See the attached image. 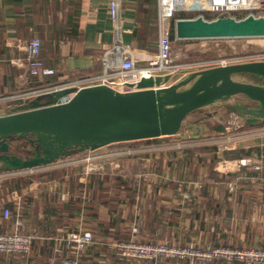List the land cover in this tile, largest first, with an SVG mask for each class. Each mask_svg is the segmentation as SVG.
Instances as JSON below:
<instances>
[{
    "label": "crops",
    "instance_id": "0c3cea01",
    "mask_svg": "<svg viewBox=\"0 0 264 264\" xmlns=\"http://www.w3.org/2000/svg\"><path fill=\"white\" fill-rule=\"evenodd\" d=\"M122 3L121 14L125 44L137 53L153 54L158 52L160 36L158 0H123ZM147 10L151 11L149 16L146 14ZM112 29V21L108 15V0H0V97L45 86L41 81H37V79L35 81L24 65L25 47L32 39L38 38L41 41V58L44 65L53 68L60 81L75 82L85 76L98 75L103 71L102 57L114 42L115 35ZM139 65L143 66L142 63ZM178 78L180 77L172 76L171 83H176L175 80ZM124 86V84L118 83L117 88L126 91L128 85L125 88ZM26 104L28 103L0 102V115L11 114L16 108ZM203 114L201 118L193 119L190 116L186 119L184 128L188 124V131L192 138L200 140L211 134L221 136L226 133V131L217 132L215 130L219 126L210 123L212 119L208 116L209 112ZM221 127L225 130L224 125ZM182 132L168 140H177ZM238 138L241 142L250 141L252 146L246 147L240 144L238 148L227 149V151L217 148V152H211L209 149L215 146L205 148L213 158L215 155L221 156V161L216 162L220 166L224 162H234L238 159L262 160L264 163L263 126L239 133ZM197 149L200 151L186 155L187 150ZM240 149L249 151L250 155L238 157V159L231 156L225 157L226 153ZM258 149L262 150L260 155L257 154ZM204 150L201 148H187L170 152L163 150L145 155L146 159H152V162L157 159L159 165L163 164L164 167L162 169L158 166L140 172L144 175L142 181L135 180L134 176L132 178L136 204L132 212L133 220L127 222V225L133 230L132 236L136 235L135 227L142 223L139 214L144 212V206L150 201L155 189L158 194L160 192L162 194L160 204L171 206L180 216L178 225L173 227L180 230V227L183 226L184 229L187 228L186 232L188 233L191 228L196 229L197 231L193 232L196 235L200 234V228H203V225L208 221L206 214H203L204 208H200L202 202L205 201V191L210 198L219 199L223 206L229 204L228 207L231 208V211L228 210L226 219H232L234 215L232 206H230L233 204V196L240 203L243 202L241 194L259 191V185L262 184L258 180H263L255 175L257 171L252 172L248 168L241 167L237 173L224 172L220 170L222 168L220 166V168L218 166V168H212L209 163L211 159L208 156L206 158L209 159L205 161V165H202L203 162L199 161L198 155L200 154L198 153ZM175 152L178 153L175 154ZM160 157H162L161 162ZM216 163L215 165H217ZM1 173L3 174V172ZM19 173L21 171L10 173L7 176L9 179L4 181L7 182L1 183L0 234L12 232L28 234L33 238V249L31 247L32 253L30 251L21 259L0 255V264H44L54 258L57 252L60 255L63 254L61 256L64 258L72 257L74 256L72 246L65 244L60 248L57 238H66L67 234L73 230H90L95 236L94 243L88 246L81 255V264H152L120 256L111 246L116 240L111 236L96 233L91 219L83 212H77L71 223H67L66 219V222H59L58 216L64 214L63 216L66 217V208L69 206L68 202L74 191L70 175L62 174L61 178H54L50 181L44 175L46 178L42 176L39 179L31 180L30 184L25 186L20 178L11 177ZM252 174L255 177H251ZM94 177V175L88 176L86 183H81L78 180L82 197L84 191L95 187L97 179ZM56 180L61 181L57 182ZM7 183L10 185L7 186ZM232 187H236V189H232ZM258 191L255 193V197L258 195ZM240 198L241 201H239ZM253 202L257 204L255 198ZM127 208L128 206L125 205L120 209V212L118 210V214L121 213L120 217H128ZM3 209L11 211L9 218L4 217ZM229 212L231 213L228 214ZM209 213L214 217H209V221L213 224L218 217L214 215V209ZM115 216L114 221L116 222ZM161 217L163 219L161 234H165L171 229L168 226V212L161 214ZM141 218L143 221L144 217ZM211 226L212 229L213 225ZM136 236L134 237L137 238ZM185 237L190 238V235ZM164 238L166 237L164 236ZM42 250L44 252H41ZM168 261V259H161L156 264H180L168 263ZM212 264L238 263L219 261Z\"/></svg>",
    "mask_w": 264,
    "mask_h": 264
},
{
    "label": "water",
    "instance_id": "95a60500",
    "mask_svg": "<svg viewBox=\"0 0 264 264\" xmlns=\"http://www.w3.org/2000/svg\"><path fill=\"white\" fill-rule=\"evenodd\" d=\"M174 30L180 41L264 39V18L183 19ZM127 88L70 87L0 115V173L51 166L85 150L170 138L193 113L237 98L240 103L226 107L230 112L249 127L264 124V61L190 72L177 83L169 75L143 78ZM13 141H27L34 155L10 154Z\"/></svg>",
    "mask_w": 264,
    "mask_h": 264
},
{
    "label": "built area",
    "instance_id": "2783aa9c",
    "mask_svg": "<svg viewBox=\"0 0 264 264\" xmlns=\"http://www.w3.org/2000/svg\"><path fill=\"white\" fill-rule=\"evenodd\" d=\"M123 0H108V15L112 21L114 32V42L107 52L102 57L101 64L103 71L94 76H85L75 82L60 81V83L46 84L39 88L30 91H18L13 95L7 97H0V102H24L30 103L35 97L55 92L67 90L70 87L83 88L86 86H95L106 83L115 90L118 83L134 84L141 79H149L156 76H177L184 75L185 72L200 71L204 67H211L200 64H179L174 57L173 42L169 36L170 22L178 13L186 12L191 14L189 17L183 18L188 20H195L203 18L208 21H214L218 18H235L245 19L251 16L255 18H264V0H158V25L160 30L158 47L159 50L153 54L137 53L132 50L124 42L123 18L121 8ZM183 19H175L177 21ZM176 37V35H175ZM254 39V38H253ZM218 40H205L218 42ZM250 40V39H247ZM180 41L175 38V42ZM234 41V40H232ZM26 57L24 65L28 68L31 77H36L39 81H44L46 78L56 74L53 68H48L44 65L41 58V41L38 38L32 39L25 47ZM264 61V55H253L245 60V62ZM142 63L143 66L139 64ZM231 63L222 61L215 67L230 65ZM203 66V67H202ZM201 68V69H199ZM208 69V68H205ZM183 77V76H182ZM124 86V88H125ZM128 89V88H127ZM125 89V90H127ZM68 97L62 102H67ZM238 125V121H235ZM126 144V143H119ZM119 145H112L104 147L97 151L85 150L79 153L81 156H86L82 160H76L73 163L83 164L87 168V176L89 173H97L100 171L99 166L103 162L116 164L120 158L130 157L136 155L131 150L125 149L121 146L115 151H109L110 148ZM124 149V150H121ZM95 164L96 167L89 168L90 165ZM224 164H236L239 168L245 167L254 172H259L264 169L262 160L253 161L252 159H238L234 162H224ZM238 168V169H239ZM38 168L29 170L35 173ZM118 171V168L115 169ZM10 173L3 172V175ZM93 175V174H91ZM144 175L140 174L137 180L142 181ZM85 199V196H84ZM84 213V212H83ZM11 211L4 210V217L9 218ZM94 234L88 230H73L67 234L66 238H57L60 248L65 244L72 246V258H61L60 256L48 260L45 264H81L80 258L88 246L94 243ZM33 238L28 234L18 232L0 234V254H7L21 257L30 253ZM114 251L122 257L136 260L138 262H147L156 264L158 260L168 258H178L179 260H196L204 263L221 260L222 262H235L238 264H264V249H234L229 247L217 248L207 246L206 248H185L179 245H170L168 243H142L134 240L130 241H116L112 245ZM59 249V248H58Z\"/></svg>",
    "mask_w": 264,
    "mask_h": 264
},
{
    "label": "rangeland",
    "instance_id": "374dc122",
    "mask_svg": "<svg viewBox=\"0 0 264 264\" xmlns=\"http://www.w3.org/2000/svg\"><path fill=\"white\" fill-rule=\"evenodd\" d=\"M173 47L174 57L176 61L182 65L200 64L203 66L208 65L215 67L216 65L222 63V61H226L231 63L230 65H234L235 63H248L245 62V60L253 55H264V39L260 38H252L250 40L235 39L234 41L222 40L218 42L205 40H184L173 42ZM205 68L211 67H204L203 69ZM187 74L185 72L184 75H177V77L180 78H178V80H175L176 83L179 80L183 79ZM240 102V99L237 98L230 101L229 103H220L218 105L206 108L203 111L195 112L191 115V118L196 119L198 117H203L204 112H209V114L212 115L211 117H209L212 119V122L210 123H213V125L215 124L219 127L221 125L225 126L226 133L221 134V136L211 134L210 136H206L204 138H201L200 140H196V138H192L191 133H189L187 124L186 127L182 130L183 132L181 136L177 137V140L174 141L160 138L155 139L157 141H153V144L143 145L142 141H136V143H126L121 144L117 147L114 146L110 148L109 151H115L114 149L125 146L123 148L131 150L132 152L136 153V155L132 156L131 160L120 158V160H118L116 163L118 167H115V163L110 164L109 162H103L102 164L97 166L98 168H100V171H97V173H89V175L91 176V174H93L94 176H96L95 178L97 180L99 179V181H101L103 177H108L110 178V181L121 178L127 181L130 179V181L133 182V176L134 179L137 180L138 175L141 174L140 172L154 169L158 166L159 168L163 169V164L159 165V163L156 161H153V164L152 159H146L143 157L145 155H148L149 153H158L163 150H167V152H170L172 150L179 151L187 148H201L203 150L205 149L206 151L204 150L198 153L201 155H198V158H204L207 156L211 158L212 156L209 154L210 152L205 147L215 146L219 150L222 149L223 151H227V149L238 148L240 144L246 147L252 146L250 141L241 142V140L238 138L239 133H242L241 127L239 126L244 124V120L241 119L237 113L230 112V110L226 108L229 105H237ZM235 121H238L239 124L236 125ZM236 137L238 139H235ZM31 149H33V147L30 146L27 141H13L10 143L9 150L10 154H13L15 156L31 157L34 155L31 152ZM85 157L86 156L75 154L67 158H61L51 166L41 167L35 173H32L30 171H21V173H19L18 175L11 177H14V179L20 178L23 182V185L26 186L27 183H29V181L31 180L33 181L35 179H39L45 174L48 177L49 174L57 171L60 173L58 178H61L62 174H65L67 176L72 174L73 177L79 180L81 183H86V179L88 178L86 172L90 171H87V168L83 167V164L73 163L74 161L82 160ZM217 166L219 167L220 165H213L212 168ZM67 167H70L69 172L66 171L68 170ZM91 167L96 166L95 164H93L89 166V168ZM220 167L219 168L221 171L223 170L224 172L228 173H237L239 165L237 166L236 164L222 163ZM116 168H118V171H115ZM263 171L264 169L260 170L259 172ZM6 179H9L7 178V175L4 176L2 173H0V185ZM56 181L60 182L61 180ZM79 184L80 183L78 182L77 185ZM72 186V189L75 188L74 184H72ZM232 189H236V187H232ZM256 192L252 191L241 194L243 200L245 199V201L240 203H238V199L233 196V204L230 205L232 206L234 214L232 219H226V217H228L227 212L229 210V207L221 206L220 213H218V210L215 211L214 215L218 218L215 219L217 221L213 222L212 224V222L209 221V217L214 218L213 215H211L208 210L205 211L202 208L203 214H206V217H208V221H206L205 227L200 228L201 230L199 235L193 233L196 229L191 228L190 233H188L186 232L187 228L184 229V227L181 226L180 230L176 229V227H172L171 229H169L168 233L164 234L166 238H164V236H156L154 240L157 241L156 243H168L170 245L174 244L185 248L195 247L203 249L207 246H211L217 248L229 247L234 249H264V207L259 208L258 206H256V202H253ZM174 217L175 222H177L180 216L178 215V213H176L174 214ZM226 220L229 221L226 222ZM211 225H213L212 229ZM247 234L253 235V238L252 236H250L251 238L249 240ZM187 235H190V238L185 237ZM134 236L136 235L134 234ZM256 237L258 238L256 239ZM137 238L134 237L130 240H134L138 243L141 242L138 241L139 238ZM168 260L171 261H168V263L175 262L180 264H212V262L204 263L192 259L179 260L176 257L168 258ZM219 261L222 262L221 260H215L213 261V263H217Z\"/></svg>",
    "mask_w": 264,
    "mask_h": 264
},
{
    "label": "trees",
    "instance_id": "16d2710c",
    "mask_svg": "<svg viewBox=\"0 0 264 264\" xmlns=\"http://www.w3.org/2000/svg\"><path fill=\"white\" fill-rule=\"evenodd\" d=\"M150 13H151L150 10L146 11V14H148V16L150 15ZM190 15L191 14H188L186 12L178 13L175 15L174 19L171 20L170 28H169V36H170V39L172 40V42H175V31L173 30L175 19H183V18L189 17ZM151 24H153V22H151ZM54 76L46 78L44 81L41 82L42 85L60 83V80L57 77V75L55 74ZM32 78H34L35 81L37 79L36 77H32ZM37 81H38V79H37ZM221 126L217 127L215 130L217 132H225L226 130H223V127H221ZM259 126L264 127V124H260L258 126H254V127H249L244 123L241 126V130H242V132L251 131L255 127H259ZM167 139H169V138H167ZM153 141H155V140H153ZM153 141H142L143 142L142 144L143 145L144 144H152ZM209 149L211 152H217V147H213V148H209ZM195 151H200V149L193 150V151L187 150V153L186 152L185 153H186V155L187 154L190 155L191 153L193 154ZM261 151L262 150L258 149L257 154L260 155ZM177 153L178 152H175V154H177ZM263 153H264V151H263ZM165 155H163V156H165ZM225 155H226L225 157L231 156L234 159H238V157L248 156V155H250V153H249V151L246 152L245 150L240 149V150L232 152V153H226ZM143 157H145V156H143ZM220 157H217L215 155L214 158L213 157L210 158L211 160L209 161V163L211 164V166L215 165L216 162L221 161ZM63 158H66V157H63ZM123 158L131 160L132 156L123 157ZM161 158L162 157H160V159H159L160 162L162 161ZM154 159L155 158L153 157V160ZM190 159H192V158H190ZM198 159L200 162H203L202 165H205V163H206L205 161H207L209 158L204 157V159L203 158H198ZM155 161L158 162L157 159ZM67 169L68 170H66V171L69 172L70 167H67ZM59 175H60V173L57 171L52 172L48 176V181H50L54 178H58ZM255 175L258 176L259 178H262V180H263V181L258 180V182L262 185H259L260 187L258 188L259 189L258 195L256 197H254L257 200L256 206H258L260 208V207H264V171L263 172H257ZM45 176H47V175L45 174ZM251 177H255V176L252 174ZM70 181L72 184H74L75 188H73V190H74L73 194L71 195V197L69 199V202H68L69 206H67V208H66L67 209L66 217L63 216L64 214L62 216H58L59 222H66V220H67V223H71L73 221L72 219H74L75 214L77 212L78 213L84 212L86 214V216H88V218L91 219V223L94 224V227L96 228V231H95L96 233H100L103 236H111L116 241L130 240L132 238L133 230L127 225V222L130 220H133L132 212L135 208L136 201L134 200L135 199V193L133 191L134 184H132L133 182H131L130 179L127 181V180H123L120 178V179L110 181V178L103 177V179L101 181H99V179L96 181L95 187H91L89 190L84 191L83 197H82V194L80 191L81 187H79V185H77L78 180L76 178H74L72 174L70 175ZM6 182H4V183H6ZM6 185L8 186L10 184L7 183ZM1 186L2 185H0V189H2ZM161 195H162L161 192L158 194V191L155 189L153 191L151 198L149 199L150 201L147 203L146 206H144V212L139 214V218L141 219L142 223L139 226L135 227L134 233H136V235H142V234L143 235L138 237L139 238L138 241L150 243V244H156L157 241L154 240L155 237L157 235L164 236V234H161L163 231L162 230L163 219L161 217V214H165L166 212H168V221H169L168 226L170 228L178 225L179 222L178 221L175 222V219H174L175 218L174 214L177 213L176 210L173 209L171 206L161 205L160 204L161 203V200H160ZM84 196H85V199H84ZM229 196H230V194H229ZM241 198H243V197H241ZM241 198L239 199V201H241ZM204 199H205V201L202 202V205H200V208H204L205 211L208 210L209 212L212 209H214V211L218 210V213H220V210H221L220 208L223 205L219 199L210 198L209 194H207L206 191L204 194ZM243 201H245V199ZM125 205L128 206L127 216L129 218L128 217L122 218V217H120L121 213L118 214V210L120 212V209H122V207ZM228 205L229 204H227L226 206H228ZM145 207H146V209H145ZM229 210L231 211V208ZM230 213L231 212H229L228 214H230ZM115 215H117V216H115ZM114 216L117 218L116 222L114 221ZM141 217H144L143 221H142ZM204 226H205V224L203 225V227ZM144 234H147V235H144ZM247 235H248L249 240L251 238L250 236H252V238H253V235H251V234H247ZM257 238L258 237H256V239ZM32 246H33V242H32ZM32 249H33V247H32ZM41 252H44V250H42ZM31 253H32V251H31ZM0 255H3V254H0ZM4 255L12 257L13 259H21L23 257V255L21 257L13 256V255H7V254H4ZM57 255H59L61 258H64L63 256H61L63 254L60 255L57 252L55 257H58ZM72 257H69V258H72Z\"/></svg>",
    "mask_w": 264,
    "mask_h": 264
}]
</instances>
